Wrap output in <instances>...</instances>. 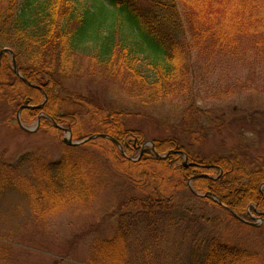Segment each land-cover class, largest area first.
Wrapping results in <instances>:
<instances>
[{"label": "trees", "instance_id": "1", "mask_svg": "<svg viewBox=\"0 0 264 264\" xmlns=\"http://www.w3.org/2000/svg\"><path fill=\"white\" fill-rule=\"evenodd\" d=\"M5 47L14 53L23 77L37 88L15 75L5 52L0 58L4 121L20 105L28 106L20 110L23 122L36 120L43 112L59 124L70 123L68 110L76 109L79 116L90 119L95 134L117 140L128 155L132 146L128 140L133 138L140 144L143 138L139 130L125 125L124 114L101 112L75 96L62 99L60 80L72 73L73 54L85 53L108 73L116 68L125 72L129 79L126 85H136L133 96L142 103L146 98L151 103L178 98L191 91L189 69L197 53L264 60V0H0V50ZM44 97V105L34 107ZM39 121L40 128L52 126L44 116ZM71 131L75 138L74 125ZM85 145L105 153L109 150L110 163L127 177L132 175L127 180L138 195L120 203L125 212L133 210L127 217L136 218L137 212L169 214L177 209L173 205L175 192L191 178L194 190L207 193L198 199L204 204L228 210L234 220L247 226L251 225V215L264 218V187H260L264 167L236 154L201 159L183 150L176 137L154 140L157 153L172 150L160 160L151 149L139 161L127 159L114 141L95 137L82 145L64 147L57 161L46 162L27 154L14 164L0 161V194L11 189L24 194L38 218L95 199L104 180H99L101 164L85 152ZM181 151L195 163L192 168L183 166ZM180 211L188 212L195 222L197 211L185 206ZM165 222L169 227L176 223L173 218ZM120 231L92 245L90 264H132L127 257L128 236ZM201 243L187 264H253L256 260L253 252L218 237L209 236Z\"/></svg>", "mask_w": 264, "mask_h": 264}, {"label": "rangeland", "instance_id": "2", "mask_svg": "<svg viewBox=\"0 0 264 264\" xmlns=\"http://www.w3.org/2000/svg\"><path fill=\"white\" fill-rule=\"evenodd\" d=\"M14 59L18 71L15 72L11 61L15 75L27 80ZM191 61L189 74L192 80L189 81L192 88L187 95L154 103L146 98L142 103L133 96L136 85H131L133 88L126 85L129 79L125 72L116 68L110 74L96 65L90 56L80 52L73 54L70 76L60 80V94L62 99L75 96L101 112L124 114L125 125L139 130L143 138L140 144L133 138L128 140L132 143L128 155L120 144V151L127 159L139 161L149 149L155 159H165L169 151L157 153L153 142L176 137L183 150L201 159L236 154L252 165L264 167V60L252 58L251 61L247 55L236 60L231 56L197 53ZM27 83L37 88L28 80ZM45 102L44 99L34 107L43 106ZM64 108L68 110L66 106ZM2 110L0 107V161L9 164L16 163L26 154L46 162L59 160L64 147H73L63 140L67 136L65 128L71 131V125L76 127L78 136L74 138L71 131L72 141L95 134L90 119L79 116L76 109L68 110L71 113L67 117H72L68 118L70 123L55 121L53 124L47 118L51 127L40 128L37 119L43 112L30 122H23L19 115L21 123L30 131L16 123V109L15 113H8L5 121ZM84 148L101 164L99 180L103 179L104 185L95 199L68 205L52 215L38 218L31 212L24 194L15 189L0 194V264H90L92 245L110 239L120 230L128 236L127 257L132 264H146V253L149 264H187L193 251L197 253L196 246L202 245L201 241L209 236L241 245L253 252L256 259L253 264H264V218L261 215L250 216L256 225L250 223L247 226L234 220L228 210L198 200L207 193L194 190L189 178L185 187L175 192L173 205L177 209L169 214L137 212L138 217H127L133 210L125 212L120 203L138 195L133 183L127 180L133 178L132 175L127 177L118 166L110 163L109 150L105 153L89 145ZM185 151L180 153L186 155ZM74 156L77 158L78 154ZM194 164L188 158L183 159L186 169ZM260 187L263 188L264 183ZM181 206L197 211L193 218L195 222L190 220L188 212L180 211ZM172 218L176 223L169 227L165 221Z\"/></svg>", "mask_w": 264, "mask_h": 264}, {"label": "water", "instance_id": "3", "mask_svg": "<svg viewBox=\"0 0 264 264\" xmlns=\"http://www.w3.org/2000/svg\"><path fill=\"white\" fill-rule=\"evenodd\" d=\"M5 51H9L10 52V54H11V59H12V61H13V65H14V69H15V72L16 73H18V71H17V69H16V63H15V59H14V56H13V53H12V51L11 50H9L8 48H5L4 50H2L1 51V53H3V52H5ZM0 53V54H1ZM22 80H24V79H22ZM24 82H26L27 83V80H24ZM27 84H29V83H27ZM40 106H42V104L40 105ZM40 106H37V108H40ZM20 112H19V109H18V111H17V115H16V122L18 123V125L22 128V129H24L25 131H30L29 129H27L26 127H24V125H23V123H21V121H20ZM39 121V117H38V119H37V122ZM39 123V122H38ZM65 131H67V136L66 137H64V142H66L67 143V145H69V146H76V145H81V144H84L85 142H88V141H90V140H92V139H95V137H108L110 140H113L115 143H117L118 144V146H120L119 145V143H118V141L117 140H114V139H112L110 136H107L106 134L104 135V134H94V135H92V136H88V137H85L84 139H82V140H77V141H75V140H73L72 141V134H71V131L69 130V129H67V128H65ZM119 150H120V147H119ZM172 151H170L169 152V154L171 153ZM168 155V154H167ZM183 156H184V159H185V161L187 160V158H186V155L183 153ZM157 158H159V155H157ZM184 164H186V162H184ZM191 190V189H190ZM192 192H194L193 190H192ZM215 200L218 202V203H220V201H219V199H217V198H215ZM233 216L236 218V219H238V217L235 215V214H233ZM249 223H251L252 225H256V223H254V222H249Z\"/></svg>", "mask_w": 264, "mask_h": 264}]
</instances>
